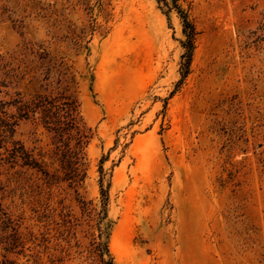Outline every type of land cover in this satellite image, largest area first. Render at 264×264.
<instances>
[{
	"label": "rangeland",
	"instance_id": "1",
	"mask_svg": "<svg viewBox=\"0 0 264 264\" xmlns=\"http://www.w3.org/2000/svg\"><path fill=\"white\" fill-rule=\"evenodd\" d=\"M166 1L0 0V55L19 74L0 99L59 85L77 100L91 135L78 195L99 207L102 169L117 264H264V0H176L196 31L183 79L182 22ZM25 46L46 53L47 79L28 71ZM15 138L51 146L30 120ZM61 188L49 202L79 218ZM45 197L24 194L22 208Z\"/></svg>",
	"mask_w": 264,
	"mask_h": 264
},
{
	"label": "trees",
	"instance_id": "2",
	"mask_svg": "<svg viewBox=\"0 0 264 264\" xmlns=\"http://www.w3.org/2000/svg\"><path fill=\"white\" fill-rule=\"evenodd\" d=\"M161 1L167 5L166 0ZM172 4L185 36L182 41L185 49L181 63L183 79L189 70L196 31L176 0H172ZM28 49L34 56L29 62L36 61L28 71L40 70L44 74L42 79H47L51 66L50 60L45 59L46 53L23 47L25 53ZM10 65L11 62L0 55V86H9L19 78L17 68ZM22 120H30L49 135L51 146L47 150L34 153L15 138ZM90 137V129L79 115L77 100L68 88L56 85L55 90L36 91L28 97L14 91L9 100L0 99V264H117L106 240L109 183L103 188L102 169L99 170V207L91 206V201L78 195V188L86 176L84 150ZM62 185L75 194L81 213L79 218L62 205L61 199L55 205L49 202L52 188ZM18 190L23 192L19 193L20 202L15 204L13 198ZM42 192L46 193L45 201L35 200V206L26 214L22 208L26 200L22 196L32 197ZM80 225L84 226L86 243L76 237L74 229Z\"/></svg>",
	"mask_w": 264,
	"mask_h": 264
}]
</instances>
